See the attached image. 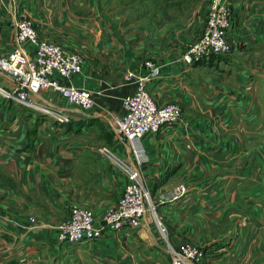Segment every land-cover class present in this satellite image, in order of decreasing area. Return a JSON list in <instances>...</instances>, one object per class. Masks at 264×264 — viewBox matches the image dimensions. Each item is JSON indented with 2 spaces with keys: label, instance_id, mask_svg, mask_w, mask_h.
Here are the masks:
<instances>
[{
  "label": "crops",
  "instance_id": "0c3cea01",
  "mask_svg": "<svg viewBox=\"0 0 264 264\" xmlns=\"http://www.w3.org/2000/svg\"><path fill=\"white\" fill-rule=\"evenodd\" d=\"M208 4L209 0H0V51L13 48L18 19L30 17L41 37L81 53L84 70L72 81L91 89L97 100L96 108L86 111L43 91L35 99L54 109L45 112L0 93V264H170L166 239L150 216L142 226L113 230L90 247L80 242L71 249L60 245L53 225L69 218L73 203L92 208L101 219L119 200L127 175L118 161L131 156L104 114L121 110L122 97L134 89L125 75L128 69L140 72L149 57L161 64L160 75L149 82L159 102L188 98L198 77L206 82L204 75L212 71L213 62L188 64L183 54L202 32ZM229 4L233 40L223 60L232 63V69L206 73L216 82L209 87L223 96L217 90L210 112L237 107V97L263 75L244 57L264 50V0ZM235 59L245 67H236ZM228 76L237 83L219 86ZM11 83L12 78L0 71V84ZM186 108L185 121L144 137L151 154V162L143 166L145 176L165 177L153 193L160 201L168 239H190L202 246L205 253L199 264H264V122L232 126L229 153L219 158L217 170L207 171L204 165L213 158L197 145L213 137L214 130L188 116L204 108ZM162 196L167 198L161 200ZM32 214L38 219L34 227Z\"/></svg>",
  "mask_w": 264,
  "mask_h": 264
},
{
  "label": "built area",
  "instance_id": "2783aa9c",
  "mask_svg": "<svg viewBox=\"0 0 264 264\" xmlns=\"http://www.w3.org/2000/svg\"><path fill=\"white\" fill-rule=\"evenodd\" d=\"M232 10L229 0H209L202 32L184 54L187 63H194L213 54L228 52L230 47L228 28ZM15 44L7 52L0 51V71L12 78V83L0 84V93L17 104L40 107L45 112L54 109L35 99L43 91L61 95L69 104L92 111L97 106L94 92L77 85L72 77L84 70L81 53L62 43L41 37L30 17L18 19ZM140 72L128 69L126 78L133 80L134 89L122 97L121 110L108 111L104 116L121 141L129 149L131 159L118 161L126 171L127 183L117 204L108 209L101 219L95 211L79 203H73L68 219L54 224L59 243H89L107 232L134 228L145 224V218L153 216L162 234L167 238L171 264H199L204 251L188 240L173 243L168 239L167 227L158 216L157 205L148 187L143 166L151 162V154L145 144V135L157 133L162 128L177 124L183 109L177 102H159L149 87L157 78L160 66L151 58H145ZM56 116L65 119L64 114ZM181 192L185 186L181 185ZM36 226L37 217L30 216Z\"/></svg>",
  "mask_w": 264,
  "mask_h": 264
},
{
  "label": "rangeland",
  "instance_id": "374dc122",
  "mask_svg": "<svg viewBox=\"0 0 264 264\" xmlns=\"http://www.w3.org/2000/svg\"><path fill=\"white\" fill-rule=\"evenodd\" d=\"M208 6H209V4H208ZM207 11H208V8H207ZM206 14H207V12H206ZM205 17H206V15H205ZM231 21H232V19H231ZM232 36H233L232 32H229V39L228 40L230 42V47H229L228 52L223 53L224 55L223 54H213V55H210L208 57L201 59L202 62L203 61L204 62L210 61V62H213L212 64L215 65L211 69L212 70L211 72H206V73L212 74L214 72H220L222 74V72L228 73L229 71H231L232 68L229 66L232 65V63L229 64L226 60H223V59H224V56L229 55V53L231 52V45H232V40H233ZM185 52H184V54H185ZM184 54H183V59H184ZM220 55H222V56H220ZM151 59H153V58H151ZM244 59H251L253 61V65L255 66L254 69H256V72H262L263 75L258 76L252 82L250 87H248V89H246V92L244 93L243 97H237L236 102H237L238 106L234 107L232 105V107L230 108V111H225V112L218 111V110L217 111L215 110L214 112L207 111V109H209L211 107V105L213 104V101L216 98L218 89L213 88V86L209 87V84L216 85L215 84L216 82H213V76L208 75L206 73L204 75V77L207 75L206 82L203 81V79L200 77H198L197 80H194L195 81L194 85L191 86V89H193L194 94H192L191 96H189L188 98H185V99L182 98V96H181V98H179V99L173 98V99L169 100V101L177 102L178 104H180V106L183 109V115H182V118L179 122L185 121V117L187 116V113L185 111L187 109L186 106L189 108L190 104H193V107L196 105H199L201 108H204V111L199 112L197 109L196 113L188 114V116H194L198 119H201V123L211 124L212 125L211 127H213L214 136L210 137V135H208L206 140H202L200 142V144L197 145L198 148L200 149V151L204 150L208 156L211 155L213 158L212 160H210V162H208V164L204 165V168L207 169V171L217 170V168L220 164L219 158H221V156L227 155L226 153H229L230 142H229L228 134H229V129L232 126H234L235 124H237L240 121H250V122L253 121L254 123H259L260 121L264 122V50L258 51V52L251 51V54H248L246 57H244ZM233 61H235L234 65L236 67H240V66L245 67L241 63H238L236 59ZM194 63H196V62H194ZM199 63H201V62H199ZM157 64L160 67H162L161 64H159V63H157ZM188 64H193V63H188ZM220 67H223V68H220ZM227 68H230V69H227ZM231 73L232 72H230L229 74H231ZM250 77H252V75ZM222 81L223 82L218 83L219 86H222L223 84L230 86L233 83L234 84L237 83V81L235 80V77H231V76H228L227 80L222 79ZM212 88H213V90H212ZM211 91H213V92H211ZM219 91L220 90H218V96H220ZM220 97L223 98V96H220ZM217 98H219V97H217ZM166 102H168V101H166ZM192 110L194 111V109H192ZM110 111H115V110H110ZM146 165H149V164H146ZM145 178H146L148 187L152 191L153 200L157 205L158 216L161 219V221H163V219L159 215V210H158L160 201H159V199L155 198L154 193H153V188H159L162 185V181H164L165 177L160 176L158 174L155 177V176H151L149 174V175H146ZM126 183H127V181H126ZM224 183L225 182H223L222 184H224ZM185 184H184V186L186 188L187 186ZM166 198L167 197L162 196L161 200H164ZM70 212H71V210H70ZM32 215H30V216H32ZM33 216H36V215H33ZM150 217L154 221L156 229L158 231H160V233L162 234V232L159 228V225L157 224V221L153 218V216L150 215ZM130 228H132V227H130ZM134 228H136V227H134ZM125 229H128V228L117 230L116 232H122ZM167 235H168V233H167ZM163 237L166 239V243H167V238L164 235H163ZM182 240H188L189 242H191L195 245H198L197 243H194L190 239H182ZM94 241H92V242H94ZM92 242L90 241L89 243H86L85 246H87V247L92 246V244H93ZM61 244L66 245L65 247H68L71 249L74 246L80 245V242L66 243V244L60 243V245ZM198 246H200V245H198ZM200 247L204 251L203 247L202 246H200ZM166 250L168 252V257L170 258V253L168 250V243H167V249ZM203 257H204V255H203ZM82 259H84V258H82ZM200 262H202V260ZM170 264H171V258H170Z\"/></svg>",
  "mask_w": 264,
  "mask_h": 264
},
{
  "label": "trees",
  "instance_id": "16d2710c",
  "mask_svg": "<svg viewBox=\"0 0 264 264\" xmlns=\"http://www.w3.org/2000/svg\"><path fill=\"white\" fill-rule=\"evenodd\" d=\"M5 264H17V263H15V261H9V262H7Z\"/></svg>",
  "mask_w": 264,
  "mask_h": 264
}]
</instances>
